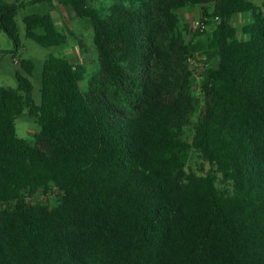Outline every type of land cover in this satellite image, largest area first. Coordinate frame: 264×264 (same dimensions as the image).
<instances>
[{
	"label": "trees",
	"instance_id": "trees-1",
	"mask_svg": "<svg viewBox=\"0 0 264 264\" xmlns=\"http://www.w3.org/2000/svg\"><path fill=\"white\" fill-rule=\"evenodd\" d=\"M54 1L90 20L98 70L83 90L85 68L50 56L40 105L32 60L17 89L0 87V264H264V4L31 3ZM197 5L211 28L190 40L174 13ZM22 6L0 0L16 48ZM24 24L42 47L67 43L51 13ZM197 50L214 63L201 95ZM25 108L33 144L17 135ZM52 188L55 207L36 202Z\"/></svg>",
	"mask_w": 264,
	"mask_h": 264
},
{
	"label": "rangeland",
	"instance_id": "rangeland-1",
	"mask_svg": "<svg viewBox=\"0 0 264 264\" xmlns=\"http://www.w3.org/2000/svg\"><path fill=\"white\" fill-rule=\"evenodd\" d=\"M7 3H13L14 0H4ZM33 0H19L24 4L17 13L16 20L19 27L20 47L16 48L13 41L5 32H0V87L17 89L18 81L16 75L18 73L25 74L20 60H32L35 65L34 74L30 77L34 90L33 98L36 105L41 104V89H42V73L43 66L50 56L60 57L64 59L77 60L74 65H81L85 68V78L80 82V87L86 90L88 81L98 70V52L94 44V31L90 24V20L78 18L75 14L61 7V11L51 8L49 3L32 4ZM257 5H263L264 0H251ZM111 4L110 0H96L94 6L97 9L106 8ZM54 11L55 23L57 27L65 35H67V43L60 47L45 48L38 45L36 42L28 39L26 36V26L24 18L28 15H45ZM181 20V26L186 29L187 38L196 40V34L202 32L197 23L204 21L206 29L210 30L211 26L207 25V21L203 14L201 5L193 7L192 10L186 13L182 11L175 12ZM249 22L248 15H237L234 18V23L241 29ZM247 36L240 34V39H246ZM198 43V42H197ZM200 43V42H199ZM198 43V44H199ZM190 63L193 64L195 72L193 91L197 95H201V85L203 75L207 66H212L214 63L205 61L201 53L197 50L194 52ZM208 64V65H207ZM16 129L18 137L27 140L29 143H34V134L39 133L41 127L38 125L37 118L30 114L28 108H25L22 115L16 118ZM198 162L197 157L195 156ZM61 191L57 188H52L48 194L39 193L36 197V202L47 203L55 207L61 200ZM3 207V205H1Z\"/></svg>",
	"mask_w": 264,
	"mask_h": 264
},
{
	"label": "crops",
	"instance_id": "crops-1",
	"mask_svg": "<svg viewBox=\"0 0 264 264\" xmlns=\"http://www.w3.org/2000/svg\"><path fill=\"white\" fill-rule=\"evenodd\" d=\"M50 5H51V8L53 7L54 10H58V11H59V10L61 11V9H62L61 7H63L62 5L58 4V3L55 2V1H54L53 3H51ZM63 8H64V7H63ZM192 9H193V7H188V8H186V9H184L183 12L186 13L187 11L192 10ZM51 15H52L53 19L55 20V17H54V11H52V10H51ZM68 60H69L71 63H75V62H77V60H75V59H74V60L68 59Z\"/></svg>",
	"mask_w": 264,
	"mask_h": 264
},
{
	"label": "built area",
	"instance_id": "built-area-1",
	"mask_svg": "<svg viewBox=\"0 0 264 264\" xmlns=\"http://www.w3.org/2000/svg\"><path fill=\"white\" fill-rule=\"evenodd\" d=\"M198 27L201 29V31L203 32L206 29L205 23L204 21H200L199 23H197ZM196 72V71H195ZM195 72H194V77H195Z\"/></svg>",
	"mask_w": 264,
	"mask_h": 264
}]
</instances>
